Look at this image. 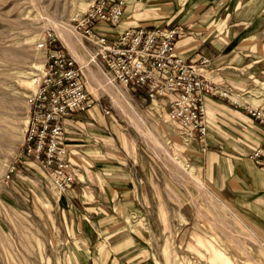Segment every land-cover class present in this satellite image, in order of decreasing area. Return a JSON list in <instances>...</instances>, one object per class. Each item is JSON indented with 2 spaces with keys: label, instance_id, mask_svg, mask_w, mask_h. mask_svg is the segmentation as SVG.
<instances>
[{
  "label": "crops",
  "instance_id": "0c3cea01",
  "mask_svg": "<svg viewBox=\"0 0 264 264\" xmlns=\"http://www.w3.org/2000/svg\"><path fill=\"white\" fill-rule=\"evenodd\" d=\"M131 27L178 29L176 54L191 61L208 58V78L238 101L205 97L204 153L197 142L182 143L178 124L169 122L163 131L172 158L186 165L264 253V127L246 110L264 113V0H126L118 30ZM101 33L116 35L108 28ZM164 103H152L154 115L167 117ZM63 126L61 143L75 174L67 193L60 195L32 160H19L7 182H24L27 210L45 220L41 249L48 264H165L157 243L173 235L163 213L171 191L157 161L97 106L72 114ZM177 236L179 250L168 252L167 264H252L221 251L214 237L193 225L174 235L175 243Z\"/></svg>",
  "mask_w": 264,
  "mask_h": 264
},
{
  "label": "rangeland",
  "instance_id": "374dc122",
  "mask_svg": "<svg viewBox=\"0 0 264 264\" xmlns=\"http://www.w3.org/2000/svg\"><path fill=\"white\" fill-rule=\"evenodd\" d=\"M91 1L0 0V264H48L41 249L45 220L34 218L27 210V185L21 180L17 185H8L2 177L11 163L20 160L28 116L26 97L32 89L30 77L43 63L36 43L50 31L66 48L51 20L64 28L74 45L79 57L75 60L86 68L88 89L93 92L96 106L108 112L103 116L128 128L143 153L159 164L164 183L171 191L170 200L166 201L168 209L163 213L173 235L161 236L157 243L164 263L170 260L169 251L179 250V237L175 243L174 235H182L187 225H193L209 238L214 237V245L226 254L232 252L246 263L264 264V253L260 252L263 247L210 193L195 188L191 181L195 177L183 162L168 158L176 157L163 131L169 122L164 118L156 122L152 109L155 105L110 84L96 66L89 64L91 47L81 43L70 21L84 13Z\"/></svg>",
  "mask_w": 264,
  "mask_h": 264
},
{
  "label": "built area",
  "instance_id": "2783aa9c",
  "mask_svg": "<svg viewBox=\"0 0 264 264\" xmlns=\"http://www.w3.org/2000/svg\"><path fill=\"white\" fill-rule=\"evenodd\" d=\"M126 0H92L84 13L73 17V31L81 43L91 47L89 64L102 76L135 96L156 103L163 100L166 121L181 127L179 137L184 145L197 142L201 152L207 150L208 133L205 97L225 99L239 105L229 91L220 89L206 75L210 60L200 57L186 60L176 54L175 44L182 37L176 28L131 27L120 32ZM101 28L116 31L114 37ZM43 63L30 77L32 89L26 97L28 116L24 128L20 160H32L49 174L60 195L74 183V169L62 142L63 122L74 113L93 109L95 98L89 91L86 68L82 67L62 45L55 33L46 32L36 43ZM103 115L108 112L100 109ZM264 127V113L246 108ZM157 118L163 116L156 112ZM260 152L253 155L260 165ZM17 169L11 163L2 179L7 183Z\"/></svg>",
  "mask_w": 264,
  "mask_h": 264
},
{
  "label": "bare ground",
  "instance_id": "6f19581e",
  "mask_svg": "<svg viewBox=\"0 0 264 264\" xmlns=\"http://www.w3.org/2000/svg\"><path fill=\"white\" fill-rule=\"evenodd\" d=\"M52 21V24L55 26V28L57 29V31L60 33L61 35V38L66 46V48L68 49V51L74 56L75 59H78L79 60V57L76 53V50H75V47L74 45L71 43V41L69 40L68 36L66 35L65 33V30L64 28H62L61 26L57 25L53 20ZM105 77V76H104ZM107 79V81H109L110 84H113L111 82L110 79H108L107 77H105ZM114 85V84H113ZM113 100V99H112ZM114 101V100H113ZM170 158L172 161H174L175 163H177L176 160H174L172 157H168ZM187 175L188 172L186 171ZM192 181V184L195 186V188L199 191V192H204V188L203 186L201 185V183H199L197 180H195L194 178L191 179Z\"/></svg>",
  "mask_w": 264,
  "mask_h": 264
}]
</instances>
